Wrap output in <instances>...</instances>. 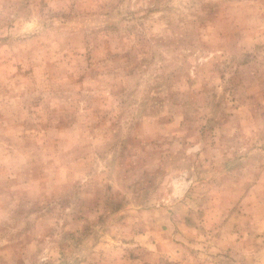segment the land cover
Returning <instances> with one entry per match:
<instances>
[{
    "label": "rangeland",
    "instance_id": "1",
    "mask_svg": "<svg viewBox=\"0 0 264 264\" xmlns=\"http://www.w3.org/2000/svg\"><path fill=\"white\" fill-rule=\"evenodd\" d=\"M0 264H264V0H0Z\"/></svg>",
    "mask_w": 264,
    "mask_h": 264
}]
</instances>
